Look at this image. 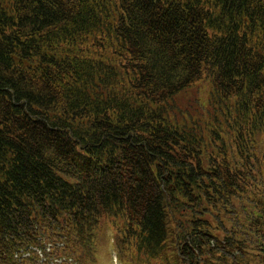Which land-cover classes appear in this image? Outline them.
<instances>
[{"label":"trees","instance_id":"16d2710c","mask_svg":"<svg viewBox=\"0 0 264 264\" xmlns=\"http://www.w3.org/2000/svg\"><path fill=\"white\" fill-rule=\"evenodd\" d=\"M264 264V0H0V264Z\"/></svg>","mask_w":264,"mask_h":264},{"label":"rangeland","instance_id":"374dc122","mask_svg":"<svg viewBox=\"0 0 264 264\" xmlns=\"http://www.w3.org/2000/svg\"><path fill=\"white\" fill-rule=\"evenodd\" d=\"M101 253H99V257L101 258L102 256V260L100 259V261L98 262V264H111V257L109 255V252L107 250L106 244H104L101 247L100 250ZM102 254V255H101ZM101 255V256H100Z\"/></svg>","mask_w":264,"mask_h":264}]
</instances>
